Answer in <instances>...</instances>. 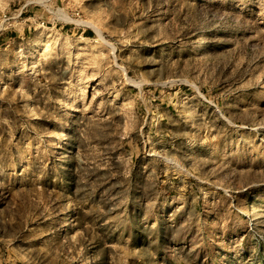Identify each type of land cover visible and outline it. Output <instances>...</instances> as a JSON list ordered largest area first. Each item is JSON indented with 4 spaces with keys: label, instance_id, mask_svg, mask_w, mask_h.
I'll return each mask as SVG.
<instances>
[{
    "label": "rangeland",
    "instance_id": "obj_1",
    "mask_svg": "<svg viewBox=\"0 0 264 264\" xmlns=\"http://www.w3.org/2000/svg\"><path fill=\"white\" fill-rule=\"evenodd\" d=\"M0 264H264V0H0Z\"/></svg>",
    "mask_w": 264,
    "mask_h": 264
},
{
    "label": "bare ground",
    "instance_id": "obj_2",
    "mask_svg": "<svg viewBox=\"0 0 264 264\" xmlns=\"http://www.w3.org/2000/svg\"><path fill=\"white\" fill-rule=\"evenodd\" d=\"M72 21H74V20H72ZM74 22L77 23V24L85 25L86 27L91 28L92 30H94L97 33V35L99 36L100 40H102L105 43V41L103 39V36H102L101 29L94 22H92V21H74ZM79 39L86 40L84 37H80ZM58 40H59V38L48 37L47 39H45L43 41L42 45L44 47H47V46H50V45L56 43Z\"/></svg>",
    "mask_w": 264,
    "mask_h": 264
}]
</instances>
